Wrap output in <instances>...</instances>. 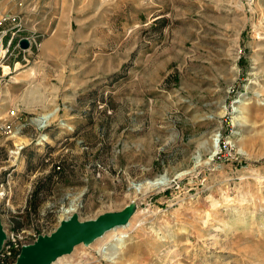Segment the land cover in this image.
<instances>
[{"label": "rangeland", "instance_id": "rangeland-1", "mask_svg": "<svg viewBox=\"0 0 264 264\" xmlns=\"http://www.w3.org/2000/svg\"><path fill=\"white\" fill-rule=\"evenodd\" d=\"M0 14L39 44L0 60L13 264L64 220L56 264H264V0H0Z\"/></svg>", "mask_w": 264, "mask_h": 264}, {"label": "built area", "instance_id": "built-area-1", "mask_svg": "<svg viewBox=\"0 0 264 264\" xmlns=\"http://www.w3.org/2000/svg\"><path fill=\"white\" fill-rule=\"evenodd\" d=\"M23 31L21 19L10 14H0V54L3 57L11 52V48L18 49V53L25 52L32 47H38V40L35 37H24L21 32ZM26 38L30 46L26 49L22 48L20 41ZM7 74L1 75V78ZM6 119H0V134H11L15 130V119L17 118L16 109H12L8 113ZM20 242L17 240L10 243H3L0 251V264H13L16 257L21 251Z\"/></svg>", "mask_w": 264, "mask_h": 264}, {"label": "water", "instance_id": "water-1", "mask_svg": "<svg viewBox=\"0 0 264 264\" xmlns=\"http://www.w3.org/2000/svg\"><path fill=\"white\" fill-rule=\"evenodd\" d=\"M20 45L25 49L30 46V43L26 38H23L20 41ZM68 224L69 221L64 220L51 237L42 239L41 236L35 247L23 249L17 264H46L48 260L56 259L60 252L66 250L65 247L70 242L68 239L70 236H67L66 229Z\"/></svg>", "mask_w": 264, "mask_h": 264}, {"label": "bare ground", "instance_id": "bare-ground-1", "mask_svg": "<svg viewBox=\"0 0 264 264\" xmlns=\"http://www.w3.org/2000/svg\"><path fill=\"white\" fill-rule=\"evenodd\" d=\"M58 229V228H57ZM57 231V230H56ZM0 235H1V232H0ZM52 235H53V233H52ZM51 235V236H52ZM51 236H45V237H42V239H47V238H49V237H51ZM3 243H4V239H3V237H1L0 238V248H2L3 247ZM37 245V242L36 243H34V245H27V246H25L24 247V249H28V248H33V247H35ZM19 258H21V255H20V257ZM58 261V259L56 258V259H53V260H48L47 262H46V264H56V262ZM15 264H17V263H15Z\"/></svg>", "mask_w": 264, "mask_h": 264}, {"label": "trees", "instance_id": "trees-1", "mask_svg": "<svg viewBox=\"0 0 264 264\" xmlns=\"http://www.w3.org/2000/svg\"><path fill=\"white\" fill-rule=\"evenodd\" d=\"M56 168H58V169H60L61 168V166L60 165H58ZM54 171L56 172V170L54 169ZM52 176L51 175H49L48 176V178H51ZM45 186V185H44ZM41 189V188H40ZM39 188L38 189H36L34 192H33V194H32V198H34L35 200H37V196H38V194H39ZM37 202V201H36ZM31 203H32V201H31Z\"/></svg>", "mask_w": 264, "mask_h": 264}]
</instances>
